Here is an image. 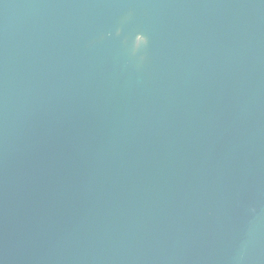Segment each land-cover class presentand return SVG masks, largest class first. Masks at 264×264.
<instances>
[{"label":"water","instance_id":"1","mask_svg":"<svg viewBox=\"0 0 264 264\" xmlns=\"http://www.w3.org/2000/svg\"><path fill=\"white\" fill-rule=\"evenodd\" d=\"M0 264H264V0H0Z\"/></svg>","mask_w":264,"mask_h":264}]
</instances>
